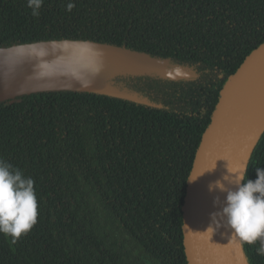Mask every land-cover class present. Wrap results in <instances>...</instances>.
I'll return each instance as SVG.
<instances>
[{
	"label": "trees",
	"instance_id": "16d2710c",
	"mask_svg": "<svg viewBox=\"0 0 264 264\" xmlns=\"http://www.w3.org/2000/svg\"><path fill=\"white\" fill-rule=\"evenodd\" d=\"M63 40L132 52L150 69L101 74L106 92L0 102V158L34 179L39 211L15 244L0 234V264H188L187 180L223 87L264 43V0H43L39 16L28 0H0V49ZM257 167L264 132L245 180ZM242 247L264 264L259 242Z\"/></svg>",
	"mask_w": 264,
	"mask_h": 264
},
{
	"label": "water",
	"instance_id": "95a60500",
	"mask_svg": "<svg viewBox=\"0 0 264 264\" xmlns=\"http://www.w3.org/2000/svg\"><path fill=\"white\" fill-rule=\"evenodd\" d=\"M149 62L132 52L89 41H50L3 48L0 102H13L21 95L40 91L106 92L98 79L101 74L148 71ZM166 74L174 78L184 76L173 70ZM263 132L264 43L227 80L196 151L188 180L201 176L187 181L182 207L183 246L188 264H235L234 255L238 252L244 264H249L241 243L230 237V229L221 227L213 234L199 232L207 229L210 213L219 208L213 205L214 197L219 196L221 201L226 197L219 190L209 192L208 185L227 175V167L237 168L245 161L248 165ZM233 243H237L234 251Z\"/></svg>",
	"mask_w": 264,
	"mask_h": 264
},
{
	"label": "clouds",
	"instance_id": "9594fccd",
	"mask_svg": "<svg viewBox=\"0 0 264 264\" xmlns=\"http://www.w3.org/2000/svg\"><path fill=\"white\" fill-rule=\"evenodd\" d=\"M42 4L43 0H28L33 16H39ZM73 7L72 3L67 5L69 11ZM247 169V161L237 168L227 167V175L208 185L209 192L219 190L226 193V197L224 201L219 196L214 197L213 205L219 208L210 213L209 226L199 233L213 234L221 227L230 229L231 238L235 237L241 246L259 242L256 253L264 256V168H256L254 181L245 180ZM199 176L187 181H194ZM34 183V179L25 176L21 169L0 158V234L10 237L13 244L37 223L39 211Z\"/></svg>",
	"mask_w": 264,
	"mask_h": 264
},
{
	"label": "bare ground",
	"instance_id": "6f19581e",
	"mask_svg": "<svg viewBox=\"0 0 264 264\" xmlns=\"http://www.w3.org/2000/svg\"><path fill=\"white\" fill-rule=\"evenodd\" d=\"M231 234H232V230L230 231V237H231ZM232 238H234V237H232ZM236 247H237V243L235 244V243H233L232 245H231V250H235L236 249ZM234 263L235 264H244V262L241 260V255H240V253L238 252V253H236L235 255H234Z\"/></svg>",
	"mask_w": 264,
	"mask_h": 264
}]
</instances>
